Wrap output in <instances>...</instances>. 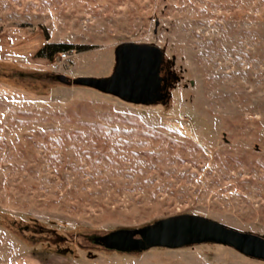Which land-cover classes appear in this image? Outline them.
Wrapping results in <instances>:
<instances>
[{
	"label": "rangeland",
	"instance_id": "1",
	"mask_svg": "<svg viewBox=\"0 0 264 264\" xmlns=\"http://www.w3.org/2000/svg\"><path fill=\"white\" fill-rule=\"evenodd\" d=\"M123 42L164 52L153 103L57 81L110 75ZM178 215L264 235V0H0V264H264L98 242Z\"/></svg>",
	"mask_w": 264,
	"mask_h": 264
},
{
	"label": "water",
	"instance_id": "2",
	"mask_svg": "<svg viewBox=\"0 0 264 264\" xmlns=\"http://www.w3.org/2000/svg\"><path fill=\"white\" fill-rule=\"evenodd\" d=\"M114 67L106 77L60 75L66 84L92 88L126 102L149 104L163 96L168 76L162 73L164 52L155 44L123 42L114 50ZM120 250L151 247L177 248L211 242L229 246L237 252L264 261V235L241 231L199 215H178L136 229L117 230L98 241Z\"/></svg>",
	"mask_w": 264,
	"mask_h": 264
},
{
	"label": "trees",
	"instance_id": "3",
	"mask_svg": "<svg viewBox=\"0 0 264 264\" xmlns=\"http://www.w3.org/2000/svg\"><path fill=\"white\" fill-rule=\"evenodd\" d=\"M49 48H52V50L50 51V53H49V58L52 56V54H55V53H60V52H66V51H68V50H70L71 48H72V46L71 45H68V44H48V45H45V46H43L41 49H40V53H42L43 51H45V50H47V49H49ZM56 78V77H55ZM57 79V78H56ZM57 81L58 82H60V83H63V82H61L59 79H57ZM37 226H40L38 223L36 224ZM21 228L23 229V230H29V224L28 223H26V225L24 226H21ZM42 228V227H41ZM57 236L58 237H61V235H58L57 234ZM62 238V237H61ZM65 239V237H63L61 240H64ZM96 244H99V243H97L96 242ZM104 248H106V249H108V250H113V251H118L119 252V250H116V249H113V248H110V247H107V246H103ZM72 252V250L70 249V248H67V247H63V248H59L58 250H57V253H61V254H67V253H71Z\"/></svg>",
	"mask_w": 264,
	"mask_h": 264
},
{
	"label": "flooded vegetation",
	"instance_id": "4",
	"mask_svg": "<svg viewBox=\"0 0 264 264\" xmlns=\"http://www.w3.org/2000/svg\"><path fill=\"white\" fill-rule=\"evenodd\" d=\"M162 73L164 74H166L167 76H168V79H167V86H168V84H169V81H170V75H169V73L165 70V67H164V65H163V70H162Z\"/></svg>",
	"mask_w": 264,
	"mask_h": 264
},
{
	"label": "built area",
	"instance_id": "5",
	"mask_svg": "<svg viewBox=\"0 0 264 264\" xmlns=\"http://www.w3.org/2000/svg\"><path fill=\"white\" fill-rule=\"evenodd\" d=\"M61 55H62V57H65V56H66V54H65V53H62Z\"/></svg>",
	"mask_w": 264,
	"mask_h": 264
}]
</instances>
